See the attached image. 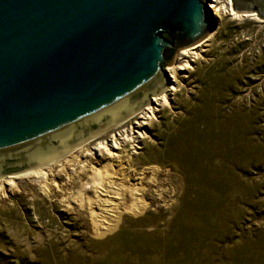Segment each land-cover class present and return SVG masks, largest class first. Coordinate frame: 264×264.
Here are the masks:
<instances>
[{
	"label": "rangeland",
	"instance_id": "374dc122",
	"mask_svg": "<svg viewBox=\"0 0 264 264\" xmlns=\"http://www.w3.org/2000/svg\"><path fill=\"white\" fill-rule=\"evenodd\" d=\"M259 18L222 17L203 57L181 78L172 107L151 125V137L137 151L125 146L133 181L145 172L144 206L117 208L112 228L98 234L88 192L78 195L107 156L84 157L136 114L44 166L42 182L33 175L12 185L0 181V264H264Z\"/></svg>",
	"mask_w": 264,
	"mask_h": 264
},
{
	"label": "water",
	"instance_id": "95a60500",
	"mask_svg": "<svg viewBox=\"0 0 264 264\" xmlns=\"http://www.w3.org/2000/svg\"><path fill=\"white\" fill-rule=\"evenodd\" d=\"M232 2L264 18V0ZM216 28L206 0H0V178L131 118Z\"/></svg>",
	"mask_w": 264,
	"mask_h": 264
},
{
	"label": "bare ground",
	"instance_id": "6f19581e",
	"mask_svg": "<svg viewBox=\"0 0 264 264\" xmlns=\"http://www.w3.org/2000/svg\"><path fill=\"white\" fill-rule=\"evenodd\" d=\"M209 6L213 9L217 25L221 23V19L224 16H230L238 20L246 18L260 20L256 12H237L233 8L232 0H209ZM215 31L216 29L201 42L181 50L176 58V63L167 67L166 72H168L167 75L170 81L167 88L159 96L151 97V104L136 113L135 121L130 122L128 127L126 126V128L112 133L106 141L97 142L92 147V152L85 154L84 158L107 156V162L98 167L90 168L91 175L89 177L91 179L86 183H82V185L80 184L81 191L80 194L78 193L83 198L82 192H88L87 199L90 203V216L95 223V230L98 234H102L104 230L113 227L117 217V208L131 212L138 211L144 206L141 186L145 184V172H142L139 177L135 178L136 181H133L131 171L123 164L125 160L124 148L126 145H131L137 151L144 139L151 137V125L159 120L160 113L164 108L172 107L174 95L179 91L182 82L181 78L186 76L185 71L192 68L194 61L203 57L205 48L214 36ZM123 123L117 127L121 128L120 126ZM109 132H106V134ZM66 161L73 162L75 159L71 158ZM57 162L59 160L48 164V166L50 167L51 164H56ZM85 162V165L81 168L82 170L88 166L89 160L85 159ZM43 167L8 176L6 179L2 177L0 181L12 185L15 184L17 179L32 175L38 181H41L43 179L41 175ZM49 188L48 183L42 185L44 192H49Z\"/></svg>",
	"mask_w": 264,
	"mask_h": 264
},
{
	"label": "built area",
	"instance_id": "2783aa9c",
	"mask_svg": "<svg viewBox=\"0 0 264 264\" xmlns=\"http://www.w3.org/2000/svg\"><path fill=\"white\" fill-rule=\"evenodd\" d=\"M206 3H207V5L209 6V0H206ZM209 8H210V6H209ZM210 9H211V11H212V13H213V15H214L213 9H212V8H210Z\"/></svg>",
	"mask_w": 264,
	"mask_h": 264
}]
</instances>
